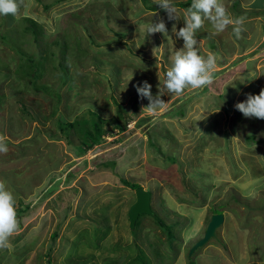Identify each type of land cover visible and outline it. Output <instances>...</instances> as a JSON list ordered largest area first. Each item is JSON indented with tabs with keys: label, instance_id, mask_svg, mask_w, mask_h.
<instances>
[{
	"label": "rangeland",
	"instance_id": "1",
	"mask_svg": "<svg viewBox=\"0 0 264 264\" xmlns=\"http://www.w3.org/2000/svg\"><path fill=\"white\" fill-rule=\"evenodd\" d=\"M148 1L157 11L145 0H25L18 18L0 15V134L8 147L0 180L26 210L0 264H128L138 247L151 264H264V119L235 107L264 90V0H225L233 17H246L241 38L232 26L215 34L208 21L197 32L201 54L218 56L214 83L165 94L155 113L143 109L150 102L136 85L148 81L158 94L159 77L183 47L172 26H185L186 9L175 4L191 0H173L179 20ZM161 19L169 37L138 31ZM26 20L42 30L38 42L24 32L32 25ZM29 58L43 61L38 79L22 77L19 66ZM122 110L128 125L120 131ZM92 113L107 135L80 154V138L73 130L68 138L58 121L74 124ZM108 162L115 165L96 166ZM124 180L152 192V209L178 223L171 244L151 217L140 218L132 234L136 194ZM220 213L217 237L191 257ZM96 231L105 237L98 246Z\"/></svg>",
	"mask_w": 264,
	"mask_h": 264
},
{
	"label": "clouds",
	"instance_id": "2",
	"mask_svg": "<svg viewBox=\"0 0 264 264\" xmlns=\"http://www.w3.org/2000/svg\"><path fill=\"white\" fill-rule=\"evenodd\" d=\"M156 5H159L160 8L168 13L169 20L181 19L177 13L176 6L173 4V0H156ZM26 6L25 0H0V15L11 14L18 18L21 7ZM183 20L185 26L179 28V30H177L175 24L172 26V32L176 38L183 40V47L176 50L174 56L171 58V66L166 71L165 77L161 79L158 75V94L153 96L152 85L148 81H144L143 85H136L139 97L141 99L147 98L150 102L143 109L155 113L164 106L165 102L161 97L165 94L179 96L189 87L201 89L211 86L216 78L215 69L217 67L218 56L215 53L201 54L198 47L197 32L204 27L205 21H208L215 34L222 33L229 26H232L234 35L239 39L241 38L246 17L243 15L233 17L226 6L225 0H191V5L183 13ZM138 31L144 38L155 33H163L165 37H169L168 29L162 19L159 22L152 21L139 25ZM235 107L246 118L255 117L257 119H264V90H261L257 95L249 94L246 101L238 103ZM5 141L6 137L0 134V153L8 152ZM18 229L17 199L14 193L7 187L6 182L0 180V249L11 246L10 238ZM191 264L196 263L191 262Z\"/></svg>",
	"mask_w": 264,
	"mask_h": 264
},
{
	"label": "trees",
	"instance_id": "3",
	"mask_svg": "<svg viewBox=\"0 0 264 264\" xmlns=\"http://www.w3.org/2000/svg\"><path fill=\"white\" fill-rule=\"evenodd\" d=\"M145 3L148 4V9L150 11H153V12L157 11V8L153 3L149 2L148 0H145ZM175 5L178 7L187 9L191 5V1H188L187 3H178ZM25 22H30L32 25L30 28L29 27L25 28L24 32L25 33H31L33 35L34 41L38 42L39 37L43 34L42 30L38 27V25L34 21L26 20ZM55 45L61 46V43L59 41H57L55 43ZM64 52L65 51H62V53H64ZM41 59H44V57H42ZM27 61L31 62V64L30 65L21 64V66H19V70L21 69V71H23L22 77L25 78V77L30 76L33 80L40 78V75H41L40 72H42L40 70H41V65H42L43 61L38 66L36 64H34V62L31 58H29ZM59 66L61 67V71L63 73L64 66L62 64H59ZM8 76L9 75L7 74V77ZM63 77H64V74L62 75V78ZM35 89H39V88H35ZM40 89L48 92L50 95L56 96V98L59 101L60 95L57 92H55L54 90L49 89V88H47V86H44V85L41 86ZM22 102H24V101L22 100ZM23 107L26 108V104L23 103ZM92 114L94 116L92 119H90V120L85 119L84 121L83 120L76 121L74 124L73 123H64L62 121L59 123V121H58L59 129L66 136H68V138L70 136V130H73L75 135L80 138V145L78 147V151L80 154H85L89 150L94 148L95 146L100 145L102 143L104 137L107 135V130H105V128L103 127L104 121L102 120V118H100L99 116H97L94 113H92ZM126 117H127L126 113L123 110L119 112L117 122L118 123L120 122V124L117 125L119 127L118 130L123 131V130L127 129V125H128L127 121L128 120ZM134 118H135V116H134ZM67 142L69 144H71L72 140L67 139ZM150 142L152 145H154L151 140H150ZM168 159L173 163L177 162V158H175V157H169ZM99 165L107 168V167L114 166L115 163L108 162V163L96 164V166H99ZM123 183L126 187H129L132 189H137L141 186L138 183H130L126 180H124ZM19 203H20V205H23L22 201H20ZM25 213H26V210H23L22 208L18 209V215H21V214L24 215ZM143 217H151L154 219L155 224L158 225V227L162 230L163 234L167 237L169 244H171V242H173L175 240V236L173 234V229H174L175 225H177L178 223L174 224V225L168 224L155 211L150 216H148V215L140 216V218H143ZM140 218H139V220H140ZM139 227H140L139 222H137L135 230L133 231L130 229V231L132 232V234L134 236L136 235V232H138L137 230H139ZM96 235H97V231L93 235V238L96 240L97 246H98L99 242H101L105 237H104V235L101 237H96ZM57 236H58V232H55L53 235V239H55ZM82 236L83 237H81V238H84L85 236H87V234L84 233V234H82ZM99 239H100V241H99ZM79 241L80 240H78V243H79ZM158 241L161 242V239H159ZM108 245L109 244H103V246H102L103 250L107 249ZM73 248H74L73 249L74 251L77 250V245H74ZM117 248H116V246H112V251H114V252L117 251ZM159 256H160V253L158 252V257ZM130 259H131L130 263H128V264H151L150 261L148 260V257L145 255V253L139 247L137 248V253L134 256H132V258H130ZM48 263L51 264V261H49Z\"/></svg>",
	"mask_w": 264,
	"mask_h": 264
},
{
	"label": "water",
	"instance_id": "4",
	"mask_svg": "<svg viewBox=\"0 0 264 264\" xmlns=\"http://www.w3.org/2000/svg\"><path fill=\"white\" fill-rule=\"evenodd\" d=\"M136 200L135 203L130 207L128 212L130 229L134 230L136 223L140 216L152 215L153 210L151 207L152 193L146 190L143 186H140L135 190ZM225 222V216L223 214H215L212 216L205 234L200 238L190 250V256L196 251L205 247L212 239L216 238L217 231L220 229Z\"/></svg>",
	"mask_w": 264,
	"mask_h": 264
}]
</instances>
